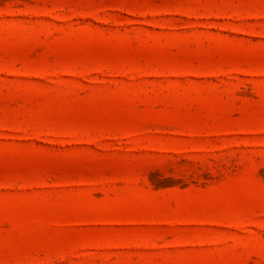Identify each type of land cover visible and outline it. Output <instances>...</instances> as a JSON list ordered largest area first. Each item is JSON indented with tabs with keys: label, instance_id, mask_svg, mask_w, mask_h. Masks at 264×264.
<instances>
[{
	"label": "rangeland",
	"instance_id": "374dc122",
	"mask_svg": "<svg viewBox=\"0 0 264 264\" xmlns=\"http://www.w3.org/2000/svg\"><path fill=\"white\" fill-rule=\"evenodd\" d=\"M0 264H264V0H0Z\"/></svg>",
	"mask_w": 264,
	"mask_h": 264
}]
</instances>
